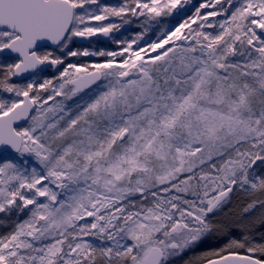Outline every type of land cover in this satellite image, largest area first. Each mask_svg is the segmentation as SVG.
<instances>
[{
    "label": "snow or ice",
    "instance_id": "6c2138e0",
    "mask_svg": "<svg viewBox=\"0 0 264 264\" xmlns=\"http://www.w3.org/2000/svg\"><path fill=\"white\" fill-rule=\"evenodd\" d=\"M4 53L0 264H264V0H0Z\"/></svg>",
    "mask_w": 264,
    "mask_h": 264
},
{
    "label": "rangeland",
    "instance_id": "374dc122",
    "mask_svg": "<svg viewBox=\"0 0 264 264\" xmlns=\"http://www.w3.org/2000/svg\"><path fill=\"white\" fill-rule=\"evenodd\" d=\"M120 0H102V3H108V4H117ZM199 0H192V3H198ZM191 5H189L190 7ZM133 26H129L131 29ZM126 35L128 33H125ZM77 46L78 47H89V48H100V49H112L115 47V45L111 44L107 38L105 37H94L91 41L83 43L79 40H77ZM10 59L12 57H9ZM74 61L79 59L82 63H88L96 59H103V58H96V57H82V58H72ZM54 74V70L49 69L46 72V75L51 77ZM243 197L240 194H237L236 197L233 199L232 208H237L238 205L241 203ZM5 229L3 227H0V233H3ZM227 236L221 234V235H212L208 238H206L198 247H196L192 251H188L181 256H177L174 258L175 263L178 262L179 264H186L188 261H194L197 257L203 255L204 253L208 251L215 250L226 242ZM234 238H241V234L239 231H236L234 234Z\"/></svg>",
    "mask_w": 264,
    "mask_h": 264
},
{
    "label": "water",
    "instance_id": "95a60500",
    "mask_svg": "<svg viewBox=\"0 0 264 264\" xmlns=\"http://www.w3.org/2000/svg\"><path fill=\"white\" fill-rule=\"evenodd\" d=\"M129 27V26H128ZM94 38V37H93ZM92 38V39H93ZM79 41H81V42H83V43H86V42H89V40H79ZM0 55H3V56H5V55H11V56H15V54H8V53H4V54H0Z\"/></svg>",
    "mask_w": 264,
    "mask_h": 264
},
{
    "label": "flooded vegetation",
    "instance_id": "af4514ba",
    "mask_svg": "<svg viewBox=\"0 0 264 264\" xmlns=\"http://www.w3.org/2000/svg\"><path fill=\"white\" fill-rule=\"evenodd\" d=\"M5 56L14 57V56H11V55H5ZM48 70H49V69H48ZM48 70H47V71H48Z\"/></svg>",
    "mask_w": 264,
    "mask_h": 264
},
{
    "label": "trees",
    "instance_id": "16d2710c",
    "mask_svg": "<svg viewBox=\"0 0 264 264\" xmlns=\"http://www.w3.org/2000/svg\"><path fill=\"white\" fill-rule=\"evenodd\" d=\"M175 264H179L178 262H176Z\"/></svg>",
    "mask_w": 264,
    "mask_h": 264
}]
</instances>
